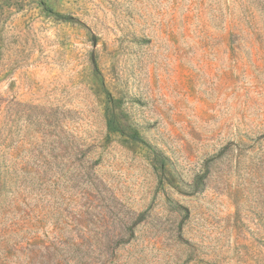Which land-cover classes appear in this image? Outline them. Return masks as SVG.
<instances>
[{"label":"rangeland","instance_id":"1","mask_svg":"<svg viewBox=\"0 0 264 264\" xmlns=\"http://www.w3.org/2000/svg\"><path fill=\"white\" fill-rule=\"evenodd\" d=\"M0 264H264V0H0Z\"/></svg>","mask_w":264,"mask_h":264}]
</instances>
